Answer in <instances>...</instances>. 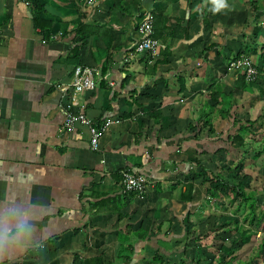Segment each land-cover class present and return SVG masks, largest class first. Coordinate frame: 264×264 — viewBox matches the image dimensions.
<instances>
[{
  "label": "crops",
  "instance_id": "0c3cea01",
  "mask_svg": "<svg viewBox=\"0 0 264 264\" xmlns=\"http://www.w3.org/2000/svg\"><path fill=\"white\" fill-rule=\"evenodd\" d=\"M148 13L153 58L132 53ZM238 54L264 90V0H0V264H177L185 249L190 264L219 209L203 177L243 152L227 142L240 122L256 123L246 141L264 129V97L227 66ZM76 66L96 85L72 112L114 121L97 150L85 125L63 126ZM123 170L145 175L142 196Z\"/></svg>",
  "mask_w": 264,
  "mask_h": 264
},
{
  "label": "trees",
  "instance_id": "16d2710c",
  "mask_svg": "<svg viewBox=\"0 0 264 264\" xmlns=\"http://www.w3.org/2000/svg\"><path fill=\"white\" fill-rule=\"evenodd\" d=\"M34 22L35 26H37L41 30L42 37L45 38L46 36H48L50 22L38 19H35ZM81 27L82 26L78 27L77 33H79L80 39L83 40L84 36L80 35L82 34ZM243 56L247 55L238 54L237 56H235L236 58H233L231 61H229V64L227 66L230 67V63L232 61ZM256 69L259 73V77L255 82H247L244 78L243 73L239 76L243 79V81L245 80V83L252 84V87L258 90L259 96L264 97V90L260 87L261 78L263 77V75H261L257 67ZM262 121L264 122V116L262 117ZM262 125L263 123H261V125L259 126V134L261 138L257 140H253L252 138H250V141L248 142V140L246 141L247 137L245 138V133H253L252 128L256 127V123H254V121L240 122L237 130H235L228 138L227 142L232 149L243 150L241 156L235 161L237 164V166L235 165V167L239 168V175L237 176V180L235 179L229 184L224 180V177L218 173L212 174V177L210 179L208 177H203V184L208 183L207 193L209 194V199L216 205L219 203V205L222 206L221 208H224L221 202L222 197H227V200L230 199V202L238 200L237 206L230 212V214H237L240 204L244 205L246 214L243 216V220H247L249 225L245 227L242 223L234 222L232 226L233 228H226L225 230L229 232L233 231L237 234V236L235 238H232L229 244H224L222 242L219 244V246L214 245L215 240L220 238V235L217 234L216 227L208 228L205 231V234L199 233L198 235H195L193 237V243L190 244V248H197L198 250L202 249V251L204 250L208 252L211 256H208L206 252H204V254L209 257L208 261L210 262V264H217L216 260L218 261V264H254V261H259L260 264H264V228L261 230H253V228H251L252 225L255 227H264V181L261 180L262 176L260 175L252 178L251 175L243 172V170L247 167L249 169L251 168L249 163H254L260 156H264V129H262ZM208 131L209 133H213L211 126H209ZM247 144H250V147L252 148L251 152H249V149L246 150V146H248ZM222 153L225 157L228 154V152L225 150H223ZM231 161L233 163V160ZM228 170L231 169L228 168ZM190 191L191 190L189 189L188 193ZM228 222L230 221H224L220 225H225ZM205 238L206 241L204 242ZM210 246H212L215 250L212 251L210 249ZM244 246H248V248H250V252L246 258H240L236 253L240 248ZM185 254H187L186 249L184 250L181 259L177 264H185ZM149 262L150 264H163V259L159 255V253H155L149 259ZM81 264H102V260L101 257H95L90 260L82 261Z\"/></svg>",
  "mask_w": 264,
  "mask_h": 264
},
{
  "label": "built area",
  "instance_id": "2783aa9c",
  "mask_svg": "<svg viewBox=\"0 0 264 264\" xmlns=\"http://www.w3.org/2000/svg\"><path fill=\"white\" fill-rule=\"evenodd\" d=\"M97 0H86V2L93 3ZM153 23L154 17L151 13L145 14L137 25V31L140 34L139 41L135 44L132 53H146L152 58L157 56L158 40L153 37ZM44 43L45 40H42ZM230 68L241 71L247 82H255L258 80L259 73L252 61L248 56L240 57L230 63ZM94 71L92 68L86 66H76L72 71L71 89L72 94L68 106L65 109L63 126L66 130H70L75 123L85 125L89 131V144L91 149H98L99 137L106 131L114 121L105 120L100 126L92 124L84 114L72 112L70 108L78 105L76 94L86 90H93L96 81L93 77ZM121 186L126 193H132L136 196H142L145 192L148 180L143 174L123 170L120 172Z\"/></svg>",
  "mask_w": 264,
  "mask_h": 264
},
{
  "label": "rangeland",
  "instance_id": "374dc122",
  "mask_svg": "<svg viewBox=\"0 0 264 264\" xmlns=\"http://www.w3.org/2000/svg\"><path fill=\"white\" fill-rule=\"evenodd\" d=\"M247 145L248 146H246V150L249 149V152H251L252 148L250 147V144H247ZM238 154L234 155L232 165L229 162L226 163V165L230 166L228 168L231 170H228V168H225L223 172H221V173L219 172L224 177V180L226 182H228L229 184L233 180H235V179L237 180V176L239 175V168L235 167V165L237 166V164H236V162H234V161H236V159L238 157L241 156V154H239V155ZM229 159H231V158H229ZM249 165L251 166V168L249 169L247 167L246 169L243 170V172H246L247 174L251 175L252 178H255L257 175H260V176H262L261 180L264 181V156H260L254 163H249ZM222 198H223V200H221V202H222L224 208H221L222 206H220L218 203L216 206L219 209L215 210V211L213 209H211L210 215L208 216L207 220L196 227V229H197L196 231L198 232V234L199 233L205 234L206 229L216 227L217 234L220 235V238L215 240V242H214L215 246H219V244L222 242L224 244H229V242L232 240V238H235L237 236V234L235 232H233V231L229 232V231L225 230L226 228H230V229L233 228L232 226H233L234 222L242 223L243 226H245V227L249 226L248 221L243 220V216L246 214L245 206L240 204L238 213L231 215L230 212L237 206L238 200L230 202L229 201L230 199L227 200V197H225V198L222 197ZM217 211H219V213ZM257 211H258V209H257ZM227 220L230 222L226 223L225 225H220L221 223H223L224 221H227ZM251 228H253V230H257V229L261 230L264 227H255L252 225ZM223 230H225V231H223ZM210 239H211V236H210ZM205 241H206V238L204 239V242ZM192 243H193V241L190 242V244H192ZM194 246H196V245H194ZM210 249L212 251L215 250L212 246H210ZM191 252H192L191 253L192 259L190 261L191 262L190 264H210V262L208 261L209 257L206 256V254L208 256H211L208 252H206L204 250L202 251V249L198 250L197 248L192 249ZM204 252H206V254H204ZM249 252H250V248H248V246H246V247L244 246V247L240 248L236 254L239 255L240 258H246L249 255ZM203 254L205 255V257ZM216 262L218 264L217 260H216ZM254 264H260V263H259V261L258 262L254 261Z\"/></svg>",
  "mask_w": 264,
  "mask_h": 264
}]
</instances>
